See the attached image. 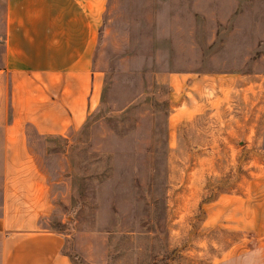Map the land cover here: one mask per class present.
<instances>
[{
  "label": "rangeland",
  "instance_id": "1",
  "mask_svg": "<svg viewBox=\"0 0 264 264\" xmlns=\"http://www.w3.org/2000/svg\"><path fill=\"white\" fill-rule=\"evenodd\" d=\"M90 5L95 109L61 137L26 128L52 181L38 229L61 235L70 264L253 260L264 229V0ZM3 52L0 0V68ZM1 121L0 94V205Z\"/></svg>",
  "mask_w": 264,
  "mask_h": 264
},
{
  "label": "crops",
  "instance_id": "2",
  "mask_svg": "<svg viewBox=\"0 0 264 264\" xmlns=\"http://www.w3.org/2000/svg\"><path fill=\"white\" fill-rule=\"evenodd\" d=\"M3 4L0 264H70L61 235L38 229L51 211L52 181L26 128L61 137L95 109L101 77L91 64V0ZM250 255L241 264H264V229Z\"/></svg>",
  "mask_w": 264,
  "mask_h": 264
}]
</instances>
